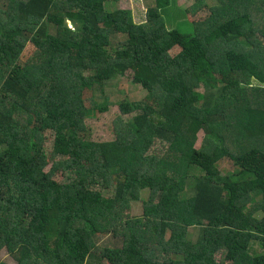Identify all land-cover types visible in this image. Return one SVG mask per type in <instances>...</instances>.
I'll return each instance as SVG.
<instances>
[{"label":"trees","instance_id":"1","mask_svg":"<svg viewBox=\"0 0 264 264\" xmlns=\"http://www.w3.org/2000/svg\"><path fill=\"white\" fill-rule=\"evenodd\" d=\"M116 1L0 0V251L264 264V0H145L142 23ZM127 72L145 98L118 104L114 140L91 141L107 99L85 96Z\"/></svg>","mask_w":264,"mask_h":264},{"label":"rangeland","instance_id":"2","mask_svg":"<svg viewBox=\"0 0 264 264\" xmlns=\"http://www.w3.org/2000/svg\"><path fill=\"white\" fill-rule=\"evenodd\" d=\"M177 1L179 5L186 4V2H188L187 0ZM145 2V0H117L115 3H112L110 5L107 3L106 9L110 11L114 9L130 10L131 15L133 17V21L136 23H142L144 22L145 13H143V11L146 10ZM31 51L32 47L26 48V50L22 53L23 60H26L29 57ZM86 94L88 93H85L84 95ZM85 98L87 108L91 107L95 110L100 107V104L103 105L105 98L107 99V103L105 104L106 110L99 113L92 112L91 115L87 117L85 123L89 130V136L91 141L108 142L115 139L116 127L113 123V120L118 115V104L122 101H141L145 98V93L139 86L131 83V73L127 72L121 80L112 81L108 85V88L105 89L104 95H99L98 97H96L95 100H92L86 96ZM202 138V133H199V135L197 136V141L195 143L196 148L199 147ZM50 147V142L47 141L45 144L46 151H49ZM218 168H220L222 174L227 171L232 172L234 169L232 164L227 160L219 161ZM131 208V214L133 216L141 215L140 203H132ZM189 237H191L195 241L197 238V230H191L189 232ZM255 248L257 249L258 247L255 246ZM0 261L6 264H16L15 260H13L8 255L5 249H2L0 251Z\"/></svg>","mask_w":264,"mask_h":264}]
</instances>
